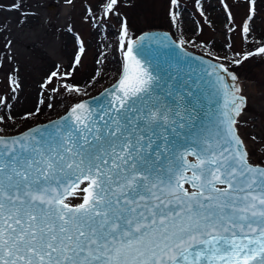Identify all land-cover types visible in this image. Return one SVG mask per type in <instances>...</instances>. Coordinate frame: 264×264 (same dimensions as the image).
Masks as SVG:
<instances>
[{
	"label": "snow or ice",
	"instance_id": "obj_1",
	"mask_svg": "<svg viewBox=\"0 0 264 264\" xmlns=\"http://www.w3.org/2000/svg\"><path fill=\"white\" fill-rule=\"evenodd\" d=\"M117 4L105 0L104 15ZM120 47L122 76L95 103L0 136V264H264V167L251 163L236 134L239 88L217 73L216 119L197 128L183 95L172 105L152 95L158 85L132 55L133 42ZM258 54L264 47L243 58ZM58 75L59 66L40 87ZM80 193L73 205L69 196Z\"/></svg>",
	"mask_w": 264,
	"mask_h": 264
},
{
	"label": "rangeland",
	"instance_id": "obj_2",
	"mask_svg": "<svg viewBox=\"0 0 264 264\" xmlns=\"http://www.w3.org/2000/svg\"><path fill=\"white\" fill-rule=\"evenodd\" d=\"M104 2L0 0V135L56 117L111 83L121 69V39L126 44L141 31L159 28L185 49L237 74L246 104L235 127L250 161L264 165V54L243 58L264 47V0H177V5L171 0H118L108 16ZM250 14L245 35L243 23ZM81 48V63L73 67ZM57 66L55 83L42 89ZM65 73L70 75L65 78ZM63 84L78 86L79 93L66 91ZM69 199L74 203L79 196Z\"/></svg>",
	"mask_w": 264,
	"mask_h": 264
},
{
	"label": "water",
	"instance_id": "obj_3",
	"mask_svg": "<svg viewBox=\"0 0 264 264\" xmlns=\"http://www.w3.org/2000/svg\"><path fill=\"white\" fill-rule=\"evenodd\" d=\"M129 40L133 42L132 55L139 61V66L143 69H147L154 77L153 83L158 85L153 88L152 95L154 97H159L161 102L168 105H172L174 100H178L179 97L183 95L184 100L182 102L185 106L189 109H194V115L197 117V128L202 125L211 129L212 122L216 119L214 114L217 113L218 105L215 101L219 98L215 95L212 82L215 81L217 73L224 78V83H226L230 89L239 88L240 91L236 93V95L244 98L241 111L245 106L246 98L241 93L239 78L234 71L227 69V72H222L217 68L215 72H213L211 66L220 65L221 63L219 61L185 49L173 39L168 31L159 28H151L141 31L127 41ZM126 50L127 48L125 47L122 54L120 72L111 83L107 84L96 93L77 100L56 117L33 123L16 133L0 136H20L36 126L46 125L50 121H56L67 116L72 106L77 103H95L94 98L100 97L102 93H105L106 89L111 90L113 85L117 84L120 80L126 63L124 56ZM208 73H212V75L209 76ZM232 76H235L236 79L233 80ZM189 92H191L192 95H188ZM107 98L110 100L111 95H107ZM237 117L238 116H236L235 119H237ZM236 134L239 135L237 130ZM189 159L192 158L189 157ZM258 165L264 167V165ZM82 195L81 193L79 200L72 204L75 205L81 202Z\"/></svg>",
	"mask_w": 264,
	"mask_h": 264
},
{
	"label": "bare ground",
	"instance_id": "obj_4",
	"mask_svg": "<svg viewBox=\"0 0 264 264\" xmlns=\"http://www.w3.org/2000/svg\"><path fill=\"white\" fill-rule=\"evenodd\" d=\"M240 89H241V85H240ZM77 196H79V198H80V196H81V193H80V194H78Z\"/></svg>",
	"mask_w": 264,
	"mask_h": 264
}]
</instances>
